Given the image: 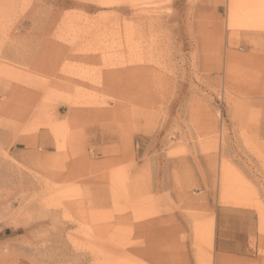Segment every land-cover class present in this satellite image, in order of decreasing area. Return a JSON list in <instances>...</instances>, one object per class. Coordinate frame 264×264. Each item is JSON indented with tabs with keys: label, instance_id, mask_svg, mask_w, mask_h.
I'll list each match as a JSON object with an SVG mask.
<instances>
[{
	"label": "rangeland",
	"instance_id": "rangeland-1",
	"mask_svg": "<svg viewBox=\"0 0 264 264\" xmlns=\"http://www.w3.org/2000/svg\"><path fill=\"white\" fill-rule=\"evenodd\" d=\"M0 264H264V0H0Z\"/></svg>",
	"mask_w": 264,
	"mask_h": 264
},
{
	"label": "bare ground",
	"instance_id": "bare-ground-1",
	"mask_svg": "<svg viewBox=\"0 0 264 264\" xmlns=\"http://www.w3.org/2000/svg\"><path fill=\"white\" fill-rule=\"evenodd\" d=\"M24 96V95H23Z\"/></svg>",
	"mask_w": 264,
	"mask_h": 264
}]
</instances>
